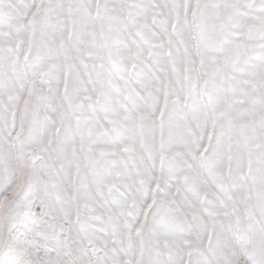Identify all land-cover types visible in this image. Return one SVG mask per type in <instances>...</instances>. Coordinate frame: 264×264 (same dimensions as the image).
Wrapping results in <instances>:
<instances>
[{
	"label": "snow or ice",
	"instance_id": "snow-or-ice-1",
	"mask_svg": "<svg viewBox=\"0 0 264 264\" xmlns=\"http://www.w3.org/2000/svg\"><path fill=\"white\" fill-rule=\"evenodd\" d=\"M0 264H264V0H0Z\"/></svg>",
	"mask_w": 264,
	"mask_h": 264
}]
</instances>
